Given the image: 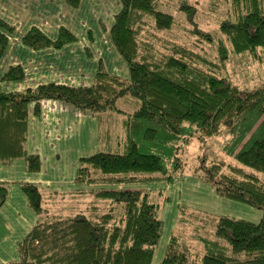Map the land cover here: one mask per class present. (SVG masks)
Masks as SVG:
<instances>
[{"label":"trees","instance_id":"trees-1","mask_svg":"<svg viewBox=\"0 0 264 264\" xmlns=\"http://www.w3.org/2000/svg\"><path fill=\"white\" fill-rule=\"evenodd\" d=\"M64 1L76 7L80 0ZM120 1L109 33L128 65L127 79L108 74L99 62L90 86L48 82L23 91L0 89L3 165L22 159L28 172L40 169L39 156L25 149L30 103L38 114L42 99L62 100L99 123L98 151L79 159L74 178L87 189L55 192L20 183L37 221L19 242L18 259L6 264H152L162 231L160 206L169 198L136 185L171 183L184 174L211 184L222 198L260 210L262 217L251 222L178 205L176 226L186 218L191 237L175 226L159 264H264V75L259 84L241 87L223 74L229 59L240 55L263 61L264 0H211L212 11L220 2L229 5L212 59L192 43H213L210 32L190 31L178 20L193 23L196 6L190 0H175L172 11L167 7L173 0ZM177 28L183 40L169 38ZM11 31L0 19V57ZM75 40L64 27L55 40L37 27L22 37L33 49H59ZM23 75L19 65L11 66L2 80ZM209 145L233 161L210 157L204 150ZM190 149L196 156L187 168ZM8 187L0 181V206Z\"/></svg>","mask_w":264,"mask_h":264},{"label":"crops","instance_id":"crops-1","mask_svg":"<svg viewBox=\"0 0 264 264\" xmlns=\"http://www.w3.org/2000/svg\"><path fill=\"white\" fill-rule=\"evenodd\" d=\"M121 7L120 0H80L76 7L64 0H0V19L12 27L0 57V89L4 93L23 91L48 82L90 86L99 62L108 74L127 79L128 65L114 47L109 33ZM32 27L52 40L64 27L76 40L59 49H33L22 43L23 35ZM16 65L22 68L23 78L2 80L3 74ZM33 105H28L25 149L28 154L39 156L40 169L28 172L22 159L8 165L0 162V181L9 183L6 200L0 206V264L18 259V244L37 221L20 183L31 182L55 192L87 189L74 181L79 159L96 153L99 148L98 118L90 112H82L57 99H42L38 114L33 112ZM136 187L161 191L169 198L160 212L162 231L152 264H159L163 259L178 205L235 218L239 217L234 215V210L240 209L251 222H258L262 217L260 210L218 196L211 184L189 174L176 177L171 183L150 182ZM165 221L169 226L163 231Z\"/></svg>","mask_w":264,"mask_h":264},{"label":"rangeland","instance_id":"rangeland-1","mask_svg":"<svg viewBox=\"0 0 264 264\" xmlns=\"http://www.w3.org/2000/svg\"><path fill=\"white\" fill-rule=\"evenodd\" d=\"M174 2H175V0H173V2L170 4V6L167 7L168 10H170V11L174 10L173 9V7H175ZM190 2L196 6V12L194 14L193 23L192 24L188 23L186 21V19L183 17H179L178 20H180V22H183L184 23L183 25H186L190 31L192 29H194L195 27H197V28L207 30L210 32V34L213 36L212 37L213 43L202 42L200 44L195 39L192 41V43H194L195 49H201V45H202L203 48L206 50V54L209 56L210 59H212L215 55L214 40L218 36H221L217 31L219 21L221 18H224L227 15V10L229 8V5L220 2L218 5H216L214 7V9L212 11L211 8H213V6L210 3L211 0H190ZM176 30L177 31L174 32V37H169V38L177 39V40H183L184 36H183V33L181 32L182 31L181 28H177ZM198 37H200V36H198ZM223 70H224L223 74L231 77L236 83L239 84V86L245 87V85H246V86L252 87V86L259 84V80L257 81V77L260 75L262 77L264 75V59H263V61H260V60H254L253 57L250 55H245V54L240 55V56L235 57L234 59H232V58L229 59V61L225 65V69H223ZM258 79H259V77H258ZM245 83H247V84H245ZM216 146L217 147L214 148L213 146L209 145L208 149H204L205 153L208 154L210 157L216 156L218 159H223L226 162H232L233 161L232 158L226 156L224 153H222L221 150L219 151L218 145H216ZM192 152H194V150L190 149V150H188V153L184 156L186 161L189 160L187 168L192 167L194 165V162H195V160L193 158L196 155H193ZM188 156H189V158H188ZM190 159H193V160H190ZM162 183H164V182H162ZM155 192H158V191H155ZM158 201H159L160 205L163 203L162 198H158ZM163 204L160 206L159 215H160ZM239 204H241V203H239ZM234 215L236 217H239L237 219H243V220L249 221V220H247V218H245V211H240V209H235ZM176 219H177V217H176ZM182 221H184V222L178 224L177 226H176V222H175V225H174V228L176 226L175 232H180V234H182V235H184L183 234V232H184L185 235L188 238H190L191 233H192L191 228L193 226L188 225L189 222H188V220H186V218L183 219ZM166 226H169V223L168 222L166 223V221H165L163 231L165 230ZM192 244H194V246H196V242L194 240L192 241Z\"/></svg>","mask_w":264,"mask_h":264}]
</instances>
